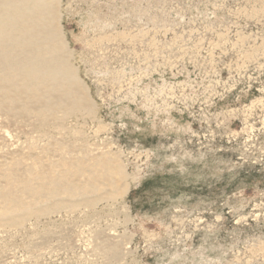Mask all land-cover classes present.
Masks as SVG:
<instances>
[{"label": "rangeland", "instance_id": "obj_1", "mask_svg": "<svg viewBox=\"0 0 264 264\" xmlns=\"http://www.w3.org/2000/svg\"><path fill=\"white\" fill-rule=\"evenodd\" d=\"M59 10L90 108L45 128L0 110V163L21 158V172L37 155L49 164L109 147L128 192L0 220V264H264V0Z\"/></svg>", "mask_w": 264, "mask_h": 264}, {"label": "bare ground", "instance_id": "obj_2", "mask_svg": "<svg viewBox=\"0 0 264 264\" xmlns=\"http://www.w3.org/2000/svg\"><path fill=\"white\" fill-rule=\"evenodd\" d=\"M59 18V0H0V110L35 115L41 119L40 128L49 127L52 120H56L54 127H61L60 117L87 110L91 104L87 89L70 62L71 50ZM105 37L109 34L97 38ZM154 82L143 76L139 86L151 88ZM173 116L175 113L171 112L170 117ZM56 144V148L68 150L67 144ZM106 148L94 153L85 149L84 156L79 151L80 157L75 154L78 158L68 150L67 155L73 158L55 157L49 164L43 161L46 156L41 159L37 155L33 165L30 163L21 172L15 168L21 158L17 162L14 158L13 164L0 163V220L16 225L28 215L58 208L65 198L75 207L79 200L94 202L104 195L112 198L127 193L128 186L121 182L125 168ZM110 245V254L116 257L117 246Z\"/></svg>", "mask_w": 264, "mask_h": 264}]
</instances>
